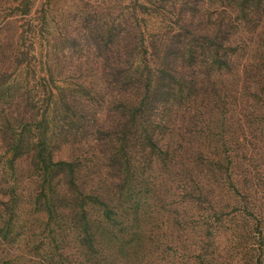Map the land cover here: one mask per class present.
Masks as SVG:
<instances>
[{"label": "rangeland", "instance_id": "rangeland-1", "mask_svg": "<svg viewBox=\"0 0 264 264\" xmlns=\"http://www.w3.org/2000/svg\"><path fill=\"white\" fill-rule=\"evenodd\" d=\"M44 1L33 0L32 11L39 10ZM186 1L190 0H52L54 5L46 9L54 10L48 19L55 15L56 20L51 21L45 30H40L41 38L36 48L37 52L40 48L41 57L39 42L43 41L49 56L42 63L39 60L38 67L26 66L17 72L15 65L28 59V18L22 14L27 12V4L23 2L24 6L16 12V0H0V264H27V253L36 259L29 264L81 263L78 255L81 250L78 245L80 229L73 224L76 215L48 214L41 191L48 186L49 178L45 179L43 170L34 166L33 152L27 151V146L18 154L13 150L11 135L15 130L24 140L31 138L32 134L27 130L30 120L15 123L19 110L17 103L21 104L20 110L27 113L37 98L41 116L46 113L50 120L49 141L55 159H72L78 168L80 183L87 190L99 187L107 193L109 190L116 192L117 188L113 189L112 185L114 180L109 177L116 173L112 165L116 166L120 159L125 164L127 157L131 162L133 160L131 173L134 177L122 197H115L110 207L112 217L103 205L93 204V199L88 198L86 202L91 226L99 241V255L104 253L102 264H197L190 259L197 255L194 246L199 242L198 237L205 234L203 219L207 203L206 196L200 193L203 187L199 186L202 185L205 168L195 164L185 166L186 169L176 167L179 170H160L156 163L145 169L139 166L136 156L139 141L133 135L128 136V132L123 135L118 126V122L124 123V113L128 109L129 95L125 91L128 79L105 72L106 54L99 53L93 44L82 40L80 23L74 20L77 8L82 10L88 4L92 13L96 8H100V13H107L110 9L118 17L116 25L120 30L123 25L118 20L123 21L121 13L126 12L130 17H137L134 25L147 43L159 44L164 39L175 38L172 31L178 29L181 12L178 10ZM194 19L200 25L208 20L199 13ZM116 32V42L140 41V37L127 38L124 32L122 35L120 31ZM244 33L248 34L244 31L241 35ZM18 35L21 38L17 41ZM193 38L203 40L202 35L194 34ZM136 59L139 63L140 58ZM253 77L256 83L262 78L257 70ZM211 79L212 83L201 86L203 97L207 88H220L216 84L219 82L218 72L212 74ZM130 88L129 85L128 90ZM247 94L245 98L240 94H227L226 103L213 97L210 104L207 101L202 104L199 98L194 106H190L192 98H189L187 106L200 113V121H193L198 126L189 130H204L197 138H203L205 145H210V151L217 144H209V131L228 132L229 140L240 139L243 146L236 152L232 150L234 146L219 147L218 153L226 152L240 159L248 150V159L261 171L264 169V93L251 87ZM206 104L209 107L202 106ZM168 114L169 108L163 116L167 118ZM172 123L175 121L165 120L167 129ZM100 126L102 132L99 131ZM174 130L179 131L178 127ZM184 137L195 136L185 134ZM114 154L116 159H112ZM236 168L234 180L242 183L245 178L239 166ZM258 183L255 189L246 191L247 198H238L227 190L219 197L215 196L213 202L223 209L226 217L232 211L239 213L246 206L255 207L253 212L243 214L236 222L239 227L237 241L243 251L241 258L250 239V230L264 236V179ZM71 189L77 192L76 187ZM74 204L78 205L76 197L64 202L68 211ZM246 217L250 219L247 223L244 221ZM225 230L230 233V229ZM223 241L228 244L225 238ZM258 245L262 247L260 254L263 255L264 238ZM230 251L231 247L223 253Z\"/></svg>", "mask_w": 264, "mask_h": 264}, {"label": "trees", "instance_id": "trees-1", "mask_svg": "<svg viewBox=\"0 0 264 264\" xmlns=\"http://www.w3.org/2000/svg\"><path fill=\"white\" fill-rule=\"evenodd\" d=\"M16 1V12H19L21 6H24L22 3L26 2L27 12H22V14L27 15L29 27L27 29L28 59L15 65V70L19 72L26 66L38 67L39 60L42 63L43 59L49 56L47 54L49 51L44 49L42 41L39 42L42 50L41 57H39L40 48L37 52V42L41 38L40 30L48 28L49 23L56 20V16L48 19L54 11L46 9L54 5L51 4L52 0H45L41 8L35 12L31 8L33 0ZM87 5H84L85 8L82 10L77 8L74 20L80 23L82 40L93 44L99 53L106 54L105 72L123 75L128 79L125 89L129 95L126 106L128 109L124 113V123L118 122V126L123 135L128 132V136L133 135L139 141L136 145L139 166L145 169L156 163L160 170L165 168L179 170L176 167L186 169L185 166L191 167L195 164L196 166L203 165L206 170L201 179L202 185H199L203 187L200 193L206 196L207 203L204 207L203 219L205 234L198 237L199 242L194 246L197 255L190 259L191 262H197V264H264V254H260L262 247L258 245L259 241L264 238L261 233L258 234L244 227L250 230L248 232L250 239L246 242L242 258L240 255L243 251L237 241V235H239L237 220L243 214L253 212L255 207L246 206L239 213L237 210L232 211L226 217L223 215V209L213 204L215 196L219 197L227 190L238 198H247L246 191L255 189L259 184L258 181L264 179V169L260 171L261 168L252 165L248 159V150H245L246 155L240 159H235L226 152L222 155L218 153L219 147L234 146L232 150L236 152L243 146L244 142L240 139L229 140L228 132L209 131L210 134L207 137L211 136L209 144L211 142L217 144L213 147L214 150L210 151V145L207 147L203 138H197L204 130H189L193 126H198L193 122L194 120L200 121V113L196 108L190 107L196 105L199 98L202 104L205 101L210 104L213 97L221 99V103H226L228 99L225 95L239 96L240 94L245 98L251 87L264 93V0H219L218 3H215V0L186 1L178 10L182 13L180 12L177 21L178 29L172 31L175 38L164 39L159 44L158 42L156 44L147 43L143 34L139 35L134 25L137 19L135 15L130 17L128 13L122 12L123 21H118L123 26H120L122 29L118 30L116 25L118 17H115L110 9L107 13H100V8H96L92 13ZM198 6L202 8L199 9ZM198 13L207 17L208 20L204 25H200L194 19ZM212 25L216 26L211 27ZM116 31H120L121 35L124 32L127 38L140 37V41L136 43L116 42L114 38L117 36ZM244 31H247L249 35L246 33L241 35ZM194 34L202 35L203 40H195ZM20 38L21 36L18 35L17 41ZM204 38L210 43H207L208 41ZM74 43L79 42L74 41ZM136 58H140L139 63H136ZM142 67L143 70H141ZM256 70L262 77L258 83L253 77ZM215 72H218L219 82L216 84L220 88H207L203 97L200 91L201 86L212 83V74ZM129 85L131 88L128 90ZM189 98H192V102L189 101L191 105L187 106ZM34 100L35 102L27 109V113L24 109L20 110L21 104L17 103L19 110L14 118L15 123L30 120L27 130L32 134L31 138L24 140L21 134L16 133L17 130L14 129L15 132L13 131V136L11 135L13 150L18 154L19 150L27 146V151L33 152L34 166L43 170L45 179L49 178L48 186L41 191L49 210L48 214L62 212L64 217L69 216L68 214L76 215L73 224L80 229L78 245L81 250L78 255L81 263L102 264L105 261L104 253L99 255L100 249L97 247L99 241L91 226L86 202L88 198L93 199V204L103 205L106 213L112 217L110 207L113 206L115 197L118 195L122 197V193L128 189L134 177L131 173L133 160L131 162L127 157L125 164L120 159L116 166L112 165L116 173L109 177L114 180L112 185L113 189L117 188L116 192L109 190L107 193V191H101L99 187L87 190L85 185L80 183L79 171L72 159H55L49 141V117L46 113L41 116L39 106L36 105L39 99ZM208 104L202 106L209 107ZM167 108H169V114L165 118L163 115ZM187 117L191 120L186 119ZM166 119L175 121L169 129L165 125ZM175 127H178L179 131H175ZM99 129L102 132L101 126ZM185 134L195 137L186 138ZM175 135L178 137H174ZM195 138L197 139L194 141ZM245 146L247 148L248 145L245 144ZM116 158L117 155L114 154L112 159ZM172 166L174 168H171ZM237 166L245 178L242 183H236L234 180V170H238ZM107 167L111 168L109 165ZM54 180L57 181L54 182ZM71 187H76L77 192H74ZM81 187L84 188L80 189ZM15 194L17 195L16 192ZM71 197H76L78 205L74 204L72 210L68 211L64 202ZM249 220V217L244 218L246 223ZM225 228L230 229V233ZM224 238L228 242L227 245L223 241ZM252 240H257L258 243ZM229 247L232 251L223 253L228 251ZM28 254L27 264L36 260Z\"/></svg>", "mask_w": 264, "mask_h": 264}]
</instances>
